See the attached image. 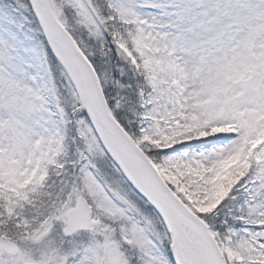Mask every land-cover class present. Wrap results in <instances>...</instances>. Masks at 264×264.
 <instances>
[{"label": "snow or ice", "instance_id": "1", "mask_svg": "<svg viewBox=\"0 0 264 264\" xmlns=\"http://www.w3.org/2000/svg\"><path fill=\"white\" fill-rule=\"evenodd\" d=\"M0 264H264V0H0Z\"/></svg>", "mask_w": 264, "mask_h": 264}]
</instances>
